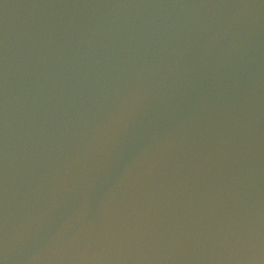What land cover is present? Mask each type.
Returning <instances> with one entry per match:
<instances>
[{"label":"water","instance_id":"95a60500","mask_svg":"<svg viewBox=\"0 0 264 264\" xmlns=\"http://www.w3.org/2000/svg\"><path fill=\"white\" fill-rule=\"evenodd\" d=\"M264 257V0H0V264Z\"/></svg>","mask_w":264,"mask_h":264},{"label":"clouds","instance_id":"9594fccd","mask_svg":"<svg viewBox=\"0 0 264 264\" xmlns=\"http://www.w3.org/2000/svg\"><path fill=\"white\" fill-rule=\"evenodd\" d=\"M261 261H264V257L261 258ZM248 264H260V262L249 261Z\"/></svg>","mask_w":264,"mask_h":264}]
</instances>
